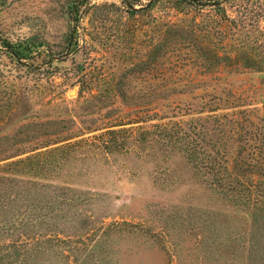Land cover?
<instances>
[{"label":"rangeland","instance_id":"rangeland-1","mask_svg":"<svg viewBox=\"0 0 264 264\" xmlns=\"http://www.w3.org/2000/svg\"><path fill=\"white\" fill-rule=\"evenodd\" d=\"M150 1L139 0L134 7L143 8L131 14L125 0H0V35L12 41L38 37L54 59L27 69L0 52V130L27 115L31 123L58 121L50 127L52 139L82 132L91 137L99 131L90 130L110 121L139 116L149 100L159 101L163 65L151 50L172 22L183 29L180 36L203 48L198 60L180 68L186 89L225 96L228 100L213 102L223 108L219 113L264 108V0H156L147 6ZM177 69L169 71L177 75ZM228 102L237 106L224 109ZM185 107L186 113L193 111ZM139 125L146 122L126 127ZM42 131L33 126L12 133ZM130 161L123 168L117 159L106 170L94 159L86 166L70 161L63 169L52 165L38 178H20L42 190L71 187L77 199L68 215L55 219L53 229L57 223L61 238L46 251L34 250L26 264H264V212H247L256 207L248 192L237 198L234 186L215 189L180 158L172 165L162 160L163 169L172 167L169 172L176 175L170 180L168 174L158 179L151 174L153 155ZM138 163L141 169L130 172ZM259 192L264 195V186ZM261 195L254 196L264 199ZM243 246L253 249V261Z\"/></svg>","mask_w":264,"mask_h":264},{"label":"trees","instance_id":"trees-1","mask_svg":"<svg viewBox=\"0 0 264 264\" xmlns=\"http://www.w3.org/2000/svg\"><path fill=\"white\" fill-rule=\"evenodd\" d=\"M125 1L131 14L143 8L134 7L139 0ZM187 1L199 3L197 0ZM155 2L151 0L147 6ZM70 7L78 11L75 4ZM176 26V22L169 23L165 27L164 40L159 47L151 50L152 55L159 54L161 58L162 88L158 103L154 104V99L149 100L143 111H139V116L135 115L127 122L122 119L110 121L109 125L90 130L99 131L91 137H83L86 133L82 132L66 138L55 135L57 137L52 139L55 133L50 127L58 121L48 119L31 123L27 122V115L0 130V264H26L34 250L38 254L46 251L51 241L61 238L62 231L57 229L59 225L56 223V229H53V224L55 219L65 217L68 215L66 212L77 205L74 204L76 195L69 193L71 187H61L56 191L42 190L31 181L20 178L28 175L38 178L48 172L52 165L63 169L70 161H82L86 166L89 159H94L96 165L101 166L99 169L106 170L117 159L122 162L120 167L124 168L132 163V157L142 159L145 155H153L157 161L151 174L155 179L168 174L170 180L176 175L171 173L172 167L168 168L171 172H166L165 167L163 169L162 160L172 165V160L180 158L211 187L234 186L237 188V198L248 192L249 202L256 205L247 208L250 215L255 216L258 210L264 212V199L259 200L258 196H254L261 195L259 189L264 186V108L253 106L241 109L238 105L240 108L235 112L219 113L223 108L213 102L221 98L228 100L225 96L208 90L196 93L193 89H186L180 68L189 59L198 60L202 55L199 51L203 48L191 43V38L180 36L183 29ZM0 52L15 67L33 69L54 61L47 42L38 37L12 41L0 35ZM155 60L152 59L153 64ZM175 66L179 67L177 75L169 71ZM147 68L154 72L151 65ZM208 96L213 99L207 100L205 97ZM182 97H187L184 103L180 102ZM157 104L158 111L155 107ZM103 105L99 103L98 109ZM185 106L188 111H193L186 113ZM234 106L237 105L228 102L224 109ZM238 114H241L240 118H237ZM143 121L146 125L126 127ZM33 126L43 129L42 133L26 136L12 133L14 130L17 133L29 131ZM57 132L64 131L61 129ZM221 145L224 149H220ZM132 168L130 172L139 170L141 164H133ZM20 183H23V191H16L15 187ZM217 193L228 195L226 192ZM243 248L247 249L248 259L253 261V249Z\"/></svg>","mask_w":264,"mask_h":264},{"label":"water","instance_id":"water-1","mask_svg":"<svg viewBox=\"0 0 264 264\" xmlns=\"http://www.w3.org/2000/svg\"><path fill=\"white\" fill-rule=\"evenodd\" d=\"M77 88H78V86H76V87H75L70 93H71V94H75Z\"/></svg>","mask_w":264,"mask_h":264}]
</instances>
